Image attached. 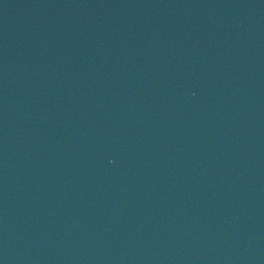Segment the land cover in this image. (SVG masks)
Returning a JSON list of instances; mask_svg holds the SVG:
<instances>
[{"label":"water","instance_id":"water-1","mask_svg":"<svg viewBox=\"0 0 264 264\" xmlns=\"http://www.w3.org/2000/svg\"><path fill=\"white\" fill-rule=\"evenodd\" d=\"M0 264H264V0H0Z\"/></svg>","mask_w":264,"mask_h":264}]
</instances>
